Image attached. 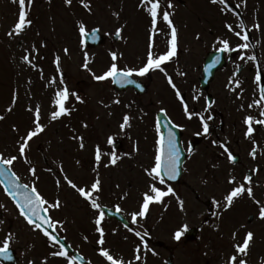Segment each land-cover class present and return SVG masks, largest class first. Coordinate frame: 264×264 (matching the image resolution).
Segmentation results:
<instances>
[{
  "label": "rangeland",
  "instance_id": "rangeland-1",
  "mask_svg": "<svg viewBox=\"0 0 264 264\" xmlns=\"http://www.w3.org/2000/svg\"><path fill=\"white\" fill-rule=\"evenodd\" d=\"M85 3L89 4L91 10L84 7ZM136 4L137 0H83V3L72 0L71 5L66 0H32L29 5L26 0L25 8L32 23L20 35L9 36V31L18 22L19 5L13 0H0V116L4 117L0 120V153L5 157L19 154L20 137L26 136L34 128V110L39 107L45 130L29 141L26 156L31 162L30 166L24 158L19 157L20 170L17 172L21 182L30 188L34 185L50 203L55 199L61 202L60 208H49V215L62 225L55 227L57 231L72 238L78 233L99 234L95 224L99 211L88 209L90 200L71 188L65 177L86 190L91 189L96 179L102 181L103 186L114 183L111 193L104 187L102 195L104 198L112 195L115 201L123 197L118 206L126 212L127 221L132 220V212L139 211L143 194L155 183L141 169L146 165L145 159L148 169L153 166L158 139L154 118L159 110L160 77L151 73L143 81L147 85V92L142 96H135L131 92L114 93L110 79L98 82L93 78V73L101 75L108 69L113 62L111 53L115 51L121 54L115 61L119 68L141 67L139 63L136 64V58L144 55L146 42L150 34L153 37V32L146 27L147 20L141 11L136 10L140 9ZM145 8L148 9L147 4ZM80 23L85 25L87 32L98 28L106 39L105 43L98 48H85L79 34ZM117 29L122 31L118 43H113L112 37ZM65 48L69 49L67 54ZM25 55L31 63L22 59ZM57 56L60 58L59 66ZM86 58L90 71L84 68ZM124 62L127 64L123 67ZM65 87L70 93L65 102L70 114L53 121L50 116L52 111L57 110L55 95ZM77 96L80 100L76 99ZM117 100L120 103H115ZM9 108L11 111H8ZM30 108L33 111H29ZM125 115L130 116V126L121 130L120 124ZM80 137H83V149L80 147ZM109 137L118 141L121 147L112 150L107 142ZM97 147L101 150L104 164L110 168H103L98 174L93 164ZM112 152L117 154L119 162L127 159L131 170H125L121 162L117 166L118 173L115 172L116 167L108 163V156L111 158ZM43 159L47 166L43 164ZM31 167L36 168L35 177L31 176ZM49 168L57 174L51 175ZM109 176L112 178L108 180ZM198 179L191 173L184 178L198 192V200L193 192L177 186L174 195L169 194L160 202L149 204L147 215L137 217V222L131 226L132 231L103 219L101 227L109 239V243L106 242L107 250H115L114 255L122 254L124 260L129 259L131 249L136 248L139 241L133 233L139 232L143 237L148 236L151 242H139V248L146 250L145 261H139V264H162L156 261V255L159 253L161 257H168V252L173 253L177 261L175 264H188L183 252L205 249L207 242L200 236L196 243L187 242L184 233L177 241L175 232L187 225L188 228L199 227V235L222 234L229 237L241 234V237H236L237 240L226 242L231 245L242 242L247 231H252L254 241L242 259L246 264H263L264 222L259 216L260 206L255 204L258 201L256 195L247 194L241 197V202L233 203L232 208L227 207L226 210L225 207L221 208L222 205L217 206L220 200L214 202L215 208H208L206 200L210 191L200 186ZM96 193H92L93 198ZM217 196L221 197L222 192L219 191ZM95 199L106 206L105 199ZM180 201H183L182 206ZM250 216L253 217L252 222L247 223ZM10 217L15 218L13 214ZM15 229L18 234L25 235V240L41 247L36 229L26 227L24 222L21 225L15 223ZM90 243L95 245L93 241ZM157 243L163 246L158 247ZM22 249L21 254L24 255L26 250L24 247ZM162 249L166 254L161 252ZM226 249H230V252L233 250L232 246ZM136 254L141 256V260L144 259L141 253ZM37 255L33 253V259ZM231 255L236 253L231 252Z\"/></svg>",
  "mask_w": 264,
  "mask_h": 264
},
{
  "label": "flooded vegetation",
  "instance_id": "flooded-vegetation-1",
  "mask_svg": "<svg viewBox=\"0 0 264 264\" xmlns=\"http://www.w3.org/2000/svg\"><path fill=\"white\" fill-rule=\"evenodd\" d=\"M168 1L160 0L161 13L167 11L171 15H169L170 19L177 29L178 42L176 55L169 61L164 62L161 67L164 68L168 76L172 77L173 82L184 98V103L188 105V111L193 115L191 119L188 118L180 98L176 95V89H173L168 83L165 72L157 69L150 70L145 76L133 75L136 80L142 82L146 81L151 73H155L160 77V80H158L160 88L159 111L161 109L166 110V117L172 125L181 126L175 127L176 131H173L176 136L178 135L176 142L183 161L181 178L174 185L168 183L160 185L158 181L155 184L162 190H166L167 186H171L174 190L177 186L183 187L189 192H193L195 199L198 200V192L184 180L191 173L193 176L200 178L198 179L200 186L206 187L210 191L206 200L208 208H213V206L215 208L214 202L218 200H220L219 205L224 207V196L233 187L244 184L245 192L241 195L248 194L247 188L251 187L252 194H255L259 201V203L256 201L255 204L262 207L264 206V125L256 124L255 120L264 119L260 116L264 106L255 102L260 99L259 88L264 87V70L261 71L259 85L255 82V75L258 69H264V0H226L225 3H220L219 0L217 3H212V0H172L173 9L167 10L165 8L168 7ZM227 25H231L233 31H230ZM256 25H259V27H256ZM236 31H240L242 35L247 33L249 39L244 41L241 37L235 35ZM170 33L171 29L167 22L161 18L157 36L159 41L150 43L145 47L144 55L136 58V64L139 63L142 67L146 63L150 45L154 56L167 52L170 48ZM222 39L229 41L232 51H219L222 47L220 44ZM244 43H248L249 47L247 49L240 47ZM115 52L117 57L120 58L121 54L118 51ZM241 56L244 57L243 60L240 58ZM249 56H255L256 59L249 60ZM125 64L127 62L123 63V67ZM126 68L128 67L126 66ZM237 81L239 86H237ZM145 86L147 88V85ZM127 92L134 94L131 90ZM209 104H211V108H208ZM249 105L253 106L249 107ZM200 115L205 117L211 115L213 117L207 121L210 129L208 135H197L198 132H202ZM248 115L254 117V133L251 138L244 135L247 128L244 119ZM213 140L218 141V143L214 145ZM220 143L228 146L236 157L235 163L229 162L227 154L219 146ZM111 147L113 150H117L121 147V144L118 141H113ZM190 147L191 152L188 151ZM253 148L256 149L255 158L250 155ZM15 156H18V159L11 166V171L19 176L21 182V176L17 172L20 170L19 160L21 159L19 154H15ZM145 156L147 157V154ZM110 160L111 158L108 156L109 165L116 167L114 171L117 173V166L121 162L125 170H131L127 159H124V161L120 159L121 162L117 160L115 165H112ZM124 162L125 164H123ZM145 163L144 169L141 170L148 178L149 176L145 171L148 168L146 159ZM43 164L47 166L45 159H43ZM27 165L30 166V163H27ZM94 165L97 174L101 173L103 168L110 169L102 159L98 166L96 161ZM49 171L51 175L57 174L52 168H49ZM31 176L33 177L32 174ZM246 176H251V181L245 180ZM233 177H235V183H229ZM5 178L0 177V221H2L0 222V247L3 246V241L11 234L12 240L9 250L12 258L10 260L0 258V264H68L66 258L52 255L54 251L59 250V247L58 245L53 246L43 233L37 234L40 238L41 247H38L37 243L25 240V235L17 233L15 223L21 225L24 222L26 227L33 226L20 215L17 206L7 196L3 185ZM107 178L109 180L112 177ZM127 184L128 182H126ZM114 186V183L107 186H103L101 183L100 191L95 196L100 200L105 199L107 201L106 207L112 211L116 210V205L121 204L123 197L120 196L119 200L116 201L112 195L104 198L102 188L107 187L109 189L107 192L111 193ZM219 191L222 192L221 197L217 196ZM241 195L238 198L240 201ZM82 202L84 205L86 204V202ZM87 207L88 209H94L91 203H87ZM102 208L103 206L98 210L99 213ZM119 208L121 209L120 205ZM121 211L123 215L127 216L124 210ZM8 212L13 214L15 218H11V214H8ZM104 220L119 225L117 221L105 215ZM261 221L264 222V219H261ZM57 233L69 248L67 250L69 256L76 258L75 264H111L110 261L100 255L101 249L107 250L108 235L104 234L105 243L100 245L98 243L100 233H78L73 238ZM197 236L204 237L207 244H204L205 249L183 252L185 261L188 264H226L232 256H230V253H236L234 245L226 242L235 241L234 239L241 237V234L229 235V237L222 234H200L195 237ZM91 241L95 245L91 244ZM139 242L151 243L150 238L144 236L143 240L140 239L137 242L136 248L131 249V256L126 260H124L122 254L120 256L114 255V253L116 254L115 250L110 249L107 251L114 259L124 261V264H129V262L130 264H139V261L144 262L146 257V250L140 248L139 253L144 256V259H135L136 249L140 247ZM156 245L159 246L160 244ZM229 246L233 248L231 252L230 249H226ZM23 247L27 254H21ZM161 252L166 254L164 249ZM33 253L38 254L35 259H33ZM167 254L172 264H175L177 261L174 259L173 253L168 252ZM236 255L238 260L243 257L238 253ZM167 259V257H161L159 253L156 255V261H161L162 264H167Z\"/></svg>",
  "mask_w": 264,
  "mask_h": 264
},
{
  "label": "snow or ice",
  "instance_id": "snow-or-ice-1",
  "mask_svg": "<svg viewBox=\"0 0 264 264\" xmlns=\"http://www.w3.org/2000/svg\"><path fill=\"white\" fill-rule=\"evenodd\" d=\"M14 3H18L19 5V13H18V22L14 25L13 29L9 31L8 35H20L24 29L31 25L32 21L28 19V12L26 11L25 5L26 0H13ZM83 3V0H81ZM218 0H212V3H217ZM220 3H225L226 0H219ZM27 3L30 5L32 3V0H27ZM66 3L68 5H71L72 0H66ZM144 3L150 5V7L147 9L150 16H151V23H152V31L155 33L156 31V25H157V16H158V9L160 8V0H144ZM85 8L90 9L89 4H84ZM168 7H172L171 3L168 4ZM162 18L164 21L167 22L169 28L171 29L170 33V40L169 45L170 48L167 52L164 54H161L159 56H154L151 51V45L149 46V52L146 63L139 68H124L121 69L118 67L117 63V53L112 52L111 58L112 63L108 67L106 71L103 72L101 75H96L93 73V78L100 82L105 81L108 79H111L113 82L118 83H127L131 84L133 81L130 79L133 75L138 76H145L150 70H157L159 69L161 72H165L164 68L161 67V65L169 61L172 57L176 55L177 51V42H178V34L177 29L173 25V21L170 19L169 13L167 11H164L162 14ZM228 29L230 31H233V28L231 25H227ZM256 27H259V25H256ZM121 29H117L115 32V35L117 37L121 34ZM99 33V29H93L91 33L87 32L86 27L83 23L79 24V34L80 36L86 37L91 36L93 40L97 39V34ZM235 35L238 37H241L244 41H247L249 39V36L247 33L241 34L240 31H236ZM84 42L83 39L81 41ZM220 44L222 47L219 49L221 52H229L232 51L229 45V41L226 39L220 40ZM241 48L247 49L249 47L248 43H244L240 45ZM65 53L67 54L69 52V49H64ZM242 60L244 59L243 56L240 57ZM25 62L31 63L29 60V57L25 55L22 58ZM59 57H56V63L57 66H59ZM219 59V58H217ZM249 60H255V56H249ZM34 67V65H33ZM84 68L88 69V63L87 58L86 62L84 63ZM90 71V69H88ZM264 69H258L255 75V82L259 85L261 81V71ZM165 75L167 76L168 83L172 86L173 89H176V95L180 98L181 103L183 104L184 111L187 114L188 118H192V113L188 111V105L184 103V98L181 95L179 89H177L176 84L173 82V79L171 76H168L165 72ZM237 86H239V82L237 81ZM260 91V99L257 100L255 103L258 105L264 106V87L259 88ZM69 90L67 87H65L62 91H59L56 93L54 98V105L56 106L57 110L52 111L50 119L55 121L56 119L60 118L63 115L70 114V111L65 107V102L69 98ZM77 100H80V97H76ZM198 99V97H197ZM82 102V101H81ZM13 103H15V100H13ZM115 103H120L119 100L115 101ZM253 105H249V107H252ZM208 108H211V104L208 105ZM29 111H33V109H28ZM8 111H11V108L8 109ZM161 112L167 115L166 110L161 109ZM260 116L264 117V110L260 112ZM213 117L211 115L205 117L203 115H200L199 119L202 124V132H198L197 135H208L209 134V124L208 120H211ZM4 119L3 116H0V120ZM130 116L125 115L123 117V122L120 124L121 130H124L126 126H130L129 124ZM253 121L254 117L251 115H248L244 119V124L247 125L246 131L244 135L248 138H251L254 133L253 128ZM256 124L264 125V119H256ZM34 128L26 133V136L20 137L19 145H18V152L19 157L24 158L25 163H31L27 160L26 156V150L29 148V141H31L34 137H36L39 133H42L44 129V125L41 123V113L40 108L37 107L34 110V119H33ZM174 127H181L180 125H173ZM87 127V125H85ZM156 131L158 133V139L156 140V151L154 155V165L150 167V169L146 168L145 171L149 177L153 181H158L160 185H166L167 181H173L176 180L179 175V169H180V160H181V151L177 147L176 142V134L169 130L167 133V136L160 131V124L159 120L157 121ZM109 144L113 143V138L109 137L108 141ZM212 143L216 145L218 141L213 140ZM219 146L223 148L224 153L227 154V159L231 163L236 162V157L233 155V153L229 150L228 146H226L223 143H220ZM80 147L83 149L85 147L83 142V137H80ZM189 152L192 151L191 147L188 149ZM101 150L99 147L96 148L95 151V161L97 163V166L99 165V162L101 160ZM250 155L255 158L256 156V149L253 148ZM18 159V156L12 155L5 157L3 153H0V177H7V180L9 182L10 187L6 188L5 190L16 199V206L20 211V215H22L27 222L34 227V229H39L43 232V235L48 238V240L53 244V246L59 247L58 251H54L52 253L53 256L58 257H64L67 259L68 264H75L76 258L74 256H69L67 249L65 248V245L60 242L59 238L54 235L50 229H54L57 226L60 225L59 221H54L51 216L46 215L48 213L49 208H60L61 202L57 199L54 202H49L47 199H45L38 191L37 188L33 185L31 188H29V185L27 184H21L19 182L20 178L17 176V174L13 171H11V166L13 163ZM117 154L115 152L111 153V160L110 163L112 165H115L117 163ZM7 166V167H6ZM31 174L35 177L36 176V168L31 167L29 169ZM247 181H251V176H246L244 178ZM65 180L70 185L71 188L75 189L82 197L85 199L90 200L91 206L94 209H101V205L97 203V200L93 198L92 193L93 192H99L100 191V185L101 181L99 179H96L91 184V189L86 190L84 187H78L77 184H75L72 180L65 177ZM60 181H57V184L59 185ZM229 183H235V177H233ZM245 192V185L239 184V186L233 187L225 196H224V207L225 210L227 207L231 206L233 203L234 198L240 196ZM247 193L249 196L252 195V188H247ZM169 194H175L174 189L171 186H167L166 190H162L160 187H157L155 183L151 184L149 186V191H146L143 194V200L140 206L139 211L132 212V223L135 224L137 222V217H144L149 211V204L152 202H160L163 197L168 196ZM181 206L183 205V201H180ZM259 203V201H257ZM219 206V204L217 205ZM117 212L120 211L119 206L117 205L116 208ZM259 216L261 219H264V206L260 207L259 209ZM104 219V212L100 211L99 217L95 220L96 224V230L100 233V239L98 243L100 245H103L105 243L104 241V229L100 226L102 221ZM2 222V221H0ZM46 225V226H45ZM127 227V225H126ZM188 226L184 225L181 230H178L175 232L174 238L179 241L185 231H187ZM137 236L140 237L141 240L144 239L143 236L139 232L135 233ZM147 235V233H145ZM235 235V234H234ZM86 239V238H85ZM12 240L11 234L8 235V237L3 241V246L0 247V258L8 259L10 260L11 252H10V242ZM254 241V233L252 231H247V233L244 235L242 242H238L234 245L235 251L238 254L247 255L248 251L250 250V246L252 245ZM147 245H145V248ZM136 252H140V248L137 247ZM100 255L105 257L108 261L111 262V264H124V261L122 260H116L113 258L112 255L109 254L107 250L101 249ZM140 255L137 254L135 256L136 260H140ZM130 264V262H129ZM226 264H246V261L242 258L238 260L237 255H232L229 260L226 262Z\"/></svg>",
  "mask_w": 264,
  "mask_h": 264
},
{
  "label": "water",
  "instance_id": "water-1",
  "mask_svg": "<svg viewBox=\"0 0 264 264\" xmlns=\"http://www.w3.org/2000/svg\"><path fill=\"white\" fill-rule=\"evenodd\" d=\"M97 36H98V38L97 39H95V40H93L92 38H91V36L89 35V36H86L85 38H84V41H85V43L87 44V46H90V47H97L102 41H103V39H102V37L99 35V34H97ZM131 79V78H130ZM132 80V79H131ZM133 81V80H132ZM137 84H136V82H134L133 81V83H131V84H127V83H118V82H113V88H114V90L115 91H124V90H126L127 88H133L134 90H135V92H137V93H141V90L140 89H137ZM162 116H161V114H158L157 115V121L159 120V124H161L162 122H163V120H162V118H161ZM180 170V169H179ZM10 187V186H9ZM10 195V194H9ZM11 196V195H10ZM12 197V199L16 202V199L13 197V196H11ZM46 226V225H45ZM50 231L54 234V232H53V230L52 229H50ZM194 234H195V231L194 230H191V231H189L188 233H187V237H188V239L189 240H191L192 238H193V236H194Z\"/></svg>",
  "mask_w": 264,
  "mask_h": 264
}]
</instances>
